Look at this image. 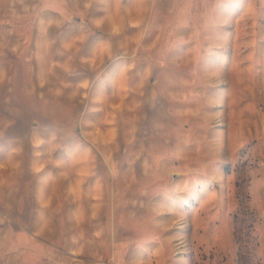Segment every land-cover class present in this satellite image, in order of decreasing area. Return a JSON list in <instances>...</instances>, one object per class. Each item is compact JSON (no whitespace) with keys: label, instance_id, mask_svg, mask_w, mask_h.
Wrapping results in <instances>:
<instances>
[{"label":"rangeland","instance_id":"1","mask_svg":"<svg viewBox=\"0 0 264 264\" xmlns=\"http://www.w3.org/2000/svg\"><path fill=\"white\" fill-rule=\"evenodd\" d=\"M0 264H264V0H0Z\"/></svg>","mask_w":264,"mask_h":264}]
</instances>
